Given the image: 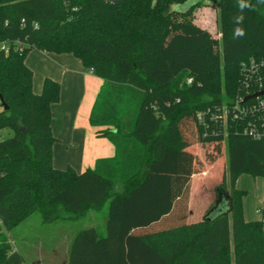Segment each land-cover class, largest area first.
I'll list each match as a JSON object with an SVG mask.
<instances>
[{"label":"trees","instance_id":"trees-1","mask_svg":"<svg viewBox=\"0 0 264 264\" xmlns=\"http://www.w3.org/2000/svg\"><path fill=\"white\" fill-rule=\"evenodd\" d=\"M185 1L0 0V96L7 106L0 104V130L12 132L0 139L7 232L34 213L50 223L107 204L105 234L78 230L66 264H264L261 223L244 218L245 191L236 187L243 173L264 176V140L244 135L229 117L225 130L221 119L206 114L202 125L196 118L207 108L219 117L246 82L249 92L258 81L264 89V0H244V8L241 0H208L218 4V39L195 21L205 0L172 8ZM32 49L71 54L103 79L90 121L107 127L98 133L114 144L112 158L81 172L53 166L51 106L60 85L45 77L41 91L32 90L25 64ZM224 138L227 171L202 217L190 220L198 150ZM22 262L0 232V264Z\"/></svg>","mask_w":264,"mask_h":264},{"label":"rangeland","instance_id":"rangeland-1","mask_svg":"<svg viewBox=\"0 0 264 264\" xmlns=\"http://www.w3.org/2000/svg\"><path fill=\"white\" fill-rule=\"evenodd\" d=\"M199 0H186L184 3L174 4L173 9L186 10ZM205 5L198 8L194 14L195 21L208 29L212 37H220L218 22V4L205 0ZM104 129L107 127H103ZM11 130H0V139L9 137ZM198 161L195 165L192 180L197 181L194 195L191 199L192 210L190 220H197L205 213L206 207L213 202V187L217 184L223 173L227 171V146L225 138L217 143L210 144L198 150ZM201 170L205 175L199 174ZM236 187L245 191L243 197V215L246 220H259L261 213L259 208L264 205V176H253L250 173L239 175ZM121 183L116 182L115 191H121ZM107 204L98 211L90 210L84 217L77 219H58L50 223H44L38 213L32 214L25 222L10 232L12 246L23 256L22 264H50L52 251H58V259L61 264L65 259V253L75 233L83 228L96 227L100 235L105 234V221ZM160 225H152L158 228ZM0 227V232L5 233ZM7 233V232H6ZM63 258V259H62Z\"/></svg>","mask_w":264,"mask_h":264},{"label":"crops","instance_id":"crops-1","mask_svg":"<svg viewBox=\"0 0 264 264\" xmlns=\"http://www.w3.org/2000/svg\"><path fill=\"white\" fill-rule=\"evenodd\" d=\"M25 64L32 70V90L35 93L41 91L45 77L56 80L60 85L59 100L51 106V130L55 137L52 146L53 166L60 169L71 167L81 172L93 168L98 159L112 158L116 152L114 144L98 133L103 127L95 126L90 121L103 79L85 68L78 58L67 53L32 49L26 55ZM196 183L192 180L189 205ZM2 230L6 231L4 228ZM6 232L11 245L10 232ZM12 247L18 252L15 246ZM68 247L61 264H66ZM51 257L50 264H60L58 251L53 250ZM36 263L40 264L39 261Z\"/></svg>","mask_w":264,"mask_h":264},{"label":"built area","instance_id":"built-area-1","mask_svg":"<svg viewBox=\"0 0 264 264\" xmlns=\"http://www.w3.org/2000/svg\"><path fill=\"white\" fill-rule=\"evenodd\" d=\"M107 2H111L113 0H104ZM257 64L250 60L249 70L256 72ZM191 78H187V82L189 83ZM256 86L252 88L249 92L248 82H246L247 89L244 94L237 95L234 99L230 100V103L223 102L220 108V115L218 117L217 111H213L210 108L204 110H199L196 113L197 121L202 125H207L206 114L209 115V121L217 122L219 119L222 121L223 129L225 130V124L227 122V117H229L230 121L239 123V130L244 135L250 136L251 138L257 140H264V95H259L253 98H250L247 101H244V98L252 95L253 93L263 90L261 89V82L258 81L255 83ZM213 130V129H212ZM224 135H226V132ZM261 216L259 221L261 223V227L264 232V205L259 208Z\"/></svg>","mask_w":264,"mask_h":264},{"label":"water","instance_id":"water-1","mask_svg":"<svg viewBox=\"0 0 264 264\" xmlns=\"http://www.w3.org/2000/svg\"><path fill=\"white\" fill-rule=\"evenodd\" d=\"M259 95H264V89L263 90H259V91L255 92V93H253L252 95H249V96L245 97L244 101L247 100V99L259 96ZM0 104L3 106L4 109H7V106L4 104L1 96H0Z\"/></svg>","mask_w":264,"mask_h":264},{"label":"clouds","instance_id":"clouds-1","mask_svg":"<svg viewBox=\"0 0 264 264\" xmlns=\"http://www.w3.org/2000/svg\"><path fill=\"white\" fill-rule=\"evenodd\" d=\"M246 6H247V5L244 3V0H241L240 7H241V8H244V7H246ZM237 19L239 20L240 18L238 17ZM235 33H236V35H243V30H242L241 28L237 27V28L235 29Z\"/></svg>","mask_w":264,"mask_h":264}]
</instances>
